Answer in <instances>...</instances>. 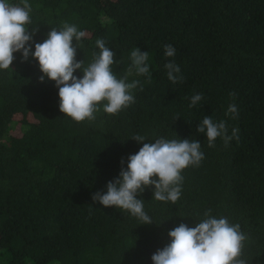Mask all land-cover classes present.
<instances>
[{
    "label": "trees",
    "instance_id": "trees-1",
    "mask_svg": "<svg viewBox=\"0 0 264 264\" xmlns=\"http://www.w3.org/2000/svg\"><path fill=\"white\" fill-rule=\"evenodd\" d=\"M28 3L34 42L67 22L86 33L76 49L85 67L102 38L119 62L113 65L118 79L138 47L148 51L151 80L133 69L126 82L143 85L133 90V104L115 115L101 108L94 121L76 122L60 111L55 82L40 81L38 60L13 54L10 68L0 70V264H153L152 254L170 242L168 232L182 222L194 227L208 209L240 224L247 264H264V0ZM165 44L174 46V57L164 56ZM169 60L180 66L183 83L168 80ZM197 93L203 99L190 108ZM232 103L235 119L225 115ZM206 115L226 121L229 135L238 128L239 141L225 146L218 137L209 147L196 132ZM136 134L149 139L137 143ZM159 137L199 140L204 153L199 166L182 171L175 204L145 188L137 198L153 223L140 224L93 201L119 175L122 158L126 169L130 154Z\"/></svg>",
    "mask_w": 264,
    "mask_h": 264
},
{
    "label": "clouds",
    "instance_id": "clouds-1",
    "mask_svg": "<svg viewBox=\"0 0 264 264\" xmlns=\"http://www.w3.org/2000/svg\"><path fill=\"white\" fill-rule=\"evenodd\" d=\"M32 7L28 0H21L20 4L0 0V70L9 69L15 59L16 52L22 54V61H27L31 55L38 60L45 78L54 81L59 89V109L76 122L94 121L96 113L101 111L108 114H118L135 102L133 90H143L139 80L128 83L127 77L133 69L137 76H147L151 80L148 51H141L138 47L130 53L131 66L128 73L118 79L113 71L114 51L106 46L104 39L95 41L99 49L93 53V60L86 67L83 60H76L78 42L86 36L73 24L65 22L60 29L52 27L47 38L41 42H34L37 28L31 25ZM73 39L76 44L73 45ZM35 50L32 51V43ZM164 56L174 57L176 49L171 44L163 45ZM167 78L173 84L183 83L180 66L169 60L164 64ZM83 72L82 77L74 75L75 70ZM235 97V93H230ZM203 96L197 93L191 96L189 107L198 105ZM225 115L233 119L238 117L235 103L228 106ZM178 117V116H177ZM176 118V117H175ZM196 132L206 135L208 146L214 147L219 137L225 146L235 138L239 141V129L232 128L228 134L226 121L216 122L210 116H204L196 127ZM137 143L149 139L145 135L136 134L131 137ZM154 143H143L139 151L127 158V168L123 167L119 175L106 185L107 191H97L92 195L93 201H99L103 206H115L130 213L140 221V224L153 223L151 217L144 210L143 199L137 195L145 188H152L153 198L161 202L175 204L181 196L184 177L182 171L188 166H199L204 159L199 140L166 139L159 137ZM92 205H89L91 212ZM211 209L204 213V218L194 227L180 223L168 232L171 238L163 248H158L151 256L153 264H247L242 257L244 242L247 235L241 230L239 223H230L227 217L211 215Z\"/></svg>",
    "mask_w": 264,
    "mask_h": 264
},
{
    "label": "rangeland",
    "instance_id": "rangeland-1",
    "mask_svg": "<svg viewBox=\"0 0 264 264\" xmlns=\"http://www.w3.org/2000/svg\"><path fill=\"white\" fill-rule=\"evenodd\" d=\"M16 134H17V132H16Z\"/></svg>",
    "mask_w": 264,
    "mask_h": 264
}]
</instances>
